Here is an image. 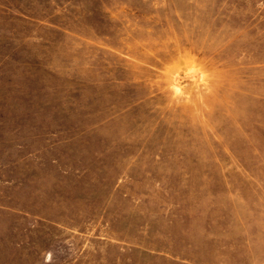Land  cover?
<instances>
[{
	"label": "rangeland",
	"instance_id": "rangeland-1",
	"mask_svg": "<svg viewBox=\"0 0 264 264\" xmlns=\"http://www.w3.org/2000/svg\"><path fill=\"white\" fill-rule=\"evenodd\" d=\"M0 264H264V0H0Z\"/></svg>",
	"mask_w": 264,
	"mask_h": 264
}]
</instances>
